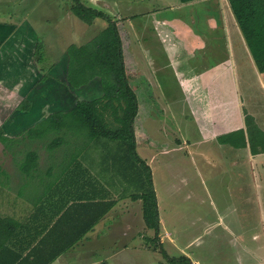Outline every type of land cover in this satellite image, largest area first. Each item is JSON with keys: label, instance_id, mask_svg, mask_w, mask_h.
<instances>
[{"label": "rangeland", "instance_id": "rangeland-1", "mask_svg": "<svg viewBox=\"0 0 264 264\" xmlns=\"http://www.w3.org/2000/svg\"><path fill=\"white\" fill-rule=\"evenodd\" d=\"M80 1L85 6L105 13L120 25L125 60L128 61L127 71L133 81L137 82L142 73L153 85L157 84L151 88L153 93L142 98L136 128L137 153L153 171V182L160 201L159 244L153 243L157 237L156 230L147 229L144 221L142 225L140 209L131 199L133 194H143L147 189L145 173L140 164L130 157L122 141L90 136L71 117L77 100L101 99L103 91L98 77L83 89L76 91L72 86L68 74L69 47L87 46L109 25L107 19H96L91 25L80 20L72 13L73 0H0V13H3V17L10 15L14 7L17 17L29 21L40 36L42 43L39 44V62L44 67L47 81L50 79L51 82L48 81L50 85L47 91L60 95L58 99L61 103V97L66 92L63 98L68 94L71 100V106L65 108L54 105L49 109L51 114L62 110L58 117L52 119V124L47 119L39 122L37 117L35 121L39 123L24 133L9 137L6 141L0 138V186L6 189L11 171L20 176L28 154L35 152L38 154V163L36 170L34 168L30 173L34 180L29 186L36 193L34 205L44 203L52 188L74 190L82 187L78 178L84 177H89L105 197L121 202L114 219L120 227L127 221V238H123L124 241L117 239V243L121 240L118 248H122L123 243L128 246L127 253L123 255L124 264H185L179 261L183 256L188 257L192 264H264V235L258 242L252 239L253 233H256L254 229L264 227V190L259 192L256 189L255 192V187L251 185L255 178L250 177V172L247 173L248 178L239 175L240 169L231 164L237 159L228 154L227 158L219 155L220 152H236L241 148H244L240 151L243 152L242 156L245 152L264 154V74L255 65L245 40V49L249 55L244 53L243 48L236 50L235 42H231L232 54L236 59L234 65L230 68L231 63L226 64L224 83L217 84L214 79V84H217L214 87L220 91L224 109L242 108L244 127L224 133V139L220 142L227 143L231 149L220 148L219 142H200L194 145V139L198 137L194 123L199 127L205 106L189 96L196 93L193 92L195 86L201 85L194 81L190 85L185 82L182 87L177 82L170 61L171 53L167 50L168 44H162L160 38H179L173 33L169 35L168 29L156 30L151 18L152 13L161 11L164 17L174 19L177 12L167 2L177 5L180 0ZM210 2L207 4L209 12L217 17L220 12L215 5L219 9L225 6L230 18L228 31H235L226 0L225 4L220 0ZM182 11L178 15L180 20L183 19ZM187 43L184 39H179V43L174 42L178 50L172 48L173 52L187 54L184 49ZM61 59L65 63L67 61V73L53 74L52 68ZM213 74V71L208 72L210 77ZM161 79L167 83H161ZM140 90L143 92V87ZM217 95L212 93L209 98L213 99ZM46 96L49 101L55 98L54 102L57 103L53 94L47 93ZM202 103L207 102L203 99ZM197 105L200 107L196 108ZM246 116L251 117V120L248 121ZM107 120L113 122L110 117ZM201 120L203 122L207 119ZM54 123H60L64 128H53ZM139 127L144 128L145 132H141ZM179 143L182 145L179 151L163 152L173 147L179 148ZM195 146L200 147L201 151L195 149L197 153L189 155L188 152ZM225 168L227 171L224 172ZM247 168L251 170L250 164L244 166V169ZM211 174L221 178L223 188L218 186L220 184L214 185L204 180ZM63 177L66 179L63 180ZM69 181L70 184L67 183ZM2 195L0 189V208L2 205L12 207V202L2 204L9 201L4 200ZM125 204L127 206L124 207ZM138 205L141 208L142 202L138 201ZM243 221L249 224L244 229ZM240 232L241 235H236ZM235 237L241 239L246 247L233 244ZM232 244L231 252L229 247ZM167 257L177 261L171 263Z\"/></svg>", "mask_w": 264, "mask_h": 264}, {"label": "crops", "instance_id": "crops-1", "mask_svg": "<svg viewBox=\"0 0 264 264\" xmlns=\"http://www.w3.org/2000/svg\"><path fill=\"white\" fill-rule=\"evenodd\" d=\"M210 1L197 0L188 5H170V2H167L169 6H172V10L175 9L173 11L177 12L173 16L174 19L164 17L161 11L152 13L151 18L153 27L156 30L166 31L168 29L169 35L173 33L179 39L188 41L187 46L184 48L187 54L185 52L179 54L173 52V50H178L174 47V42L179 43V39L176 37L171 39H166L167 37L164 36L163 38L159 37L162 44L164 42L168 44L167 50L171 53L170 61H172V69H174V75L177 76V82L182 87L185 82L190 85L194 81L201 85L195 86L193 92L196 93L189 96L193 100H197L196 103L205 106V111L200 116L199 127L194 123L198 132V137L194 139V145L200 142H219L220 148L231 149L232 147L227 143H221L219 138L224 136L225 132L244 127V113L242 108L228 107L229 110L224 109L220 91L214 86L221 85L226 81V64L231 63L230 68L234 65L236 59L233 57L231 44L235 42L236 50L240 51L243 48L244 53L248 54V52L245 49L243 36L227 0L231 19L234 21V24L231 25L235 26H232L235 31H231V33L227 28L230 18L225 6L224 8L221 6V9H219L217 4L215 5V8L220 12V16L217 14V17L209 12L210 9L207 4L212 3ZM220 1L224 2L225 0ZM1 11L3 10L1 9ZM180 11H182V20L178 18ZM118 27L120 29V25ZM120 33L122 34L121 30ZM41 41L40 36L29 21L17 17L14 13V7L10 15L6 17H3V13H0V130L2 129L4 135L8 138H14L24 133L36 123L46 120L51 115L49 109L52 108L53 101L47 100L46 96L47 93H50L47 90L51 82L49 79V84L45 79L46 74H44V67L40 66L39 52L37 51L39 43H42ZM52 70L53 74H56V72L67 73V61L65 63V60L61 59ZM210 71H213V77L208 76ZM233 72H236L235 69H233ZM141 75L143 83L146 84L145 89L150 94L153 93L151 88L156 87L157 84L153 85L147 76L142 73ZM214 79L217 80V84H214ZM161 83L166 84L167 82L161 79ZM212 93L218 95L211 99L209 97ZM37 96H39V100H37ZM189 97L186 103L189 102ZM65 99L63 103L60 102L56 106H64L65 108L69 106L71 100L67 101L68 98ZM203 99L207 103L203 104ZM240 105L242 106V102H240ZM198 107L200 105H197L196 108ZM228 113H232V115L229 116ZM37 117L39 122L35 121ZM201 119L207 120L202 122ZM140 130L145 132L144 128H140ZM136 137L138 146L137 129ZM179 146V148L173 147L163 152L179 151L182 145L179 143ZM199 148L195 146L188 154L194 155V153H197L196 150L201 151ZM243 150L244 148L237 149L236 152H220L219 155L227 158L226 154H228L233 159H237L231 162L233 167L239 168V175L242 174L247 178V173L250 172V177L255 178V180L253 179L255 182H252L251 185L255 187V192L256 189L260 192L264 190V154L253 155L252 152H245L242 156L243 152L240 151ZM247 164H250L251 170L244 169ZM223 171L225 172L227 169L225 168ZM91 177L93 179V176ZM62 179L65 180L66 178L63 177ZM33 180L30 172H21V175L18 176L14 171H11L9 182L5 186L6 189L0 186L2 197L4 200H9L8 202H2V204L13 203L10 208L3 205L0 208V264H33L34 256L44 260L55 254L60 255L51 264L125 263L123 255L127 253V243H123L122 248H118L117 245H120L121 240L124 241L123 238H127V215L126 220H124L126 222L122 223V227L114 219L117 206L120 205L121 207L120 201L105 197L103 192L96 187V184L94 185V182L89 180V177H84L78 178V181L83 184L82 187L74 190L52 188L44 203L34 205L36 193L29 188ZM70 180L73 183V177ZM204 180H209L214 185L220 184L218 186L223 188L221 186L222 180L216 174H211V176L205 177ZM239 182L241 183L240 177ZM67 183L70 184V181ZM57 185L55 184V186ZM109 202L116 203L102 219L98 220L100 214L106 210ZM133 204L140 209L139 217L142 225H144L142 206L140 208L138 201H133ZM159 204L158 199V208ZM160 213L159 211V215ZM96 220L98 221L94 227H90ZM248 226L249 224L243 221V229ZM243 229L241 232H243ZM254 231L256 233H253L252 239L258 242L264 235V227L261 229L258 226ZM241 232L236 235H241ZM118 238H121V240L117 243ZM233 244L246 247V244L237 237H235ZM233 244L229 247L231 252ZM70 245L71 247H68Z\"/></svg>", "mask_w": 264, "mask_h": 264}, {"label": "trees", "instance_id": "trees-1", "mask_svg": "<svg viewBox=\"0 0 264 264\" xmlns=\"http://www.w3.org/2000/svg\"><path fill=\"white\" fill-rule=\"evenodd\" d=\"M196 1L180 0V4H190ZM227 2L243 39L253 56L255 65L264 74V0H227ZM71 10L76 17L88 25L100 18L107 19L109 22L108 27L92 43L83 47L75 45L69 47L68 74L72 86L76 90L83 89L88 86L92 79L98 77L103 91L101 99L77 100L71 112V117L73 122L85 128L90 136L122 141L127 147L130 157L140 164L145 173L147 189L143 194H133L131 199L142 202L144 224L147 229L156 230L157 237L153 239V243L158 242L159 244L161 223L152 170L138 155L136 138V123L143 104L142 98H147L150 93L145 89L146 84L143 83L141 74H139L137 82H134L127 71L128 61L125 60L124 39L119 31L118 24L105 13L85 6L80 0H73ZM95 86L97 85L95 84ZM141 87L144 89L143 92L140 90ZM50 94L56 96L54 91ZM59 96L58 94L56 96L57 103L54 102L55 98H52V107L60 103ZM63 97H61V101L64 100ZM66 98H68V94ZM60 111L52 113L47 120H50L52 124V119L58 117ZM108 117L112 118L113 122H108ZM246 119L249 121L251 117L246 116ZM53 128H64V125L54 123ZM0 138L3 141L8 139L2 129L0 130ZM223 139V136L219 138V140ZM37 163L38 154L30 152L26 163L21 169L24 173H31L34 168L36 170ZM115 203L109 202L106 210L100 214L98 220L102 219L114 207ZM98 220L94 221L90 227H94ZM68 247H71V245ZM59 255L55 254L48 259H42L43 261L34 256L33 264H51ZM167 259L171 263L177 261L168 257ZM179 261L192 264L186 256L180 258Z\"/></svg>", "mask_w": 264, "mask_h": 264}, {"label": "flooded vegetation", "instance_id": "flooded-vegetation-1", "mask_svg": "<svg viewBox=\"0 0 264 264\" xmlns=\"http://www.w3.org/2000/svg\"><path fill=\"white\" fill-rule=\"evenodd\" d=\"M61 75L63 74V72L62 73H60Z\"/></svg>", "mask_w": 264, "mask_h": 264}]
</instances>
